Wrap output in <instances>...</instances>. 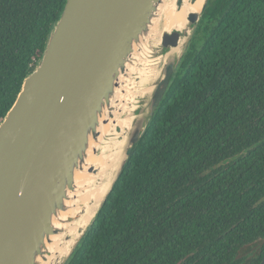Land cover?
Wrapping results in <instances>:
<instances>
[{
    "label": "trees",
    "instance_id": "obj_1",
    "mask_svg": "<svg viewBox=\"0 0 264 264\" xmlns=\"http://www.w3.org/2000/svg\"><path fill=\"white\" fill-rule=\"evenodd\" d=\"M66 0H0V122ZM264 0H209L153 117L65 264H260Z\"/></svg>",
    "mask_w": 264,
    "mask_h": 264
},
{
    "label": "water",
    "instance_id": "obj_2",
    "mask_svg": "<svg viewBox=\"0 0 264 264\" xmlns=\"http://www.w3.org/2000/svg\"><path fill=\"white\" fill-rule=\"evenodd\" d=\"M170 1L66 0L41 57L0 122V264H49L53 240L72 219L69 209L84 188L82 175L100 169L91 157L108 143L122 141L116 123L119 93L126 85L149 88L134 95L130 127L94 216L68 254L53 264L67 262L95 220L209 0L188 12L187 27H162L155 38L154 28ZM181 2L176 0L177 6ZM151 66L158 68L155 74L142 72Z\"/></svg>",
    "mask_w": 264,
    "mask_h": 264
},
{
    "label": "bare ground",
    "instance_id": "obj_3",
    "mask_svg": "<svg viewBox=\"0 0 264 264\" xmlns=\"http://www.w3.org/2000/svg\"><path fill=\"white\" fill-rule=\"evenodd\" d=\"M202 2L203 0H182L181 4L177 6L176 0H171L162 9L161 20L154 28V37L157 38L162 27H178L182 29L187 27L186 16L188 12L191 10H200ZM180 48L181 46H178L174 48L173 51L180 50ZM142 62L147 63V61L144 60H142ZM144 69H148L147 75L149 76L151 74H155L158 68L156 66L143 67V71L142 68H137V71L144 72ZM133 86L129 87L126 85L124 92L119 93L118 95L121 107L116 115V123L121 127V130L118 134L121 135L122 141H114L110 144L108 143L107 146H104L106 150H103V152L99 155H93L91 157L92 162L99 166L100 169L96 174L90 173L82 175L84 188L77 195L74 205L69 209L68 213L72 219L65 224L64 232L53 240L51 248H53L54 254L49 259V264L59 262V260L68 254L71 246L80 236L81 230L91 221L92 217L94 216L98 203L107 189L110 174L113 171L121 153L120 146H122V143L125 141L126 134L130 127L132 117L128 112L132 110L133 103L131 104V102L134 99V95H138L144 90L149 89H137L135 85ZM130 88H132V90ZM106 130L108 132L114 131V126H108ZM114 134L117 135L116 133Z\"/></svg>",
    "mask_w": 264,
    "mask_h": 264
},
{
    "label": "rangeland",
    "instance_id": "obj_4",
    "mask_svg": "<svg viewBox=\"0 0 264 264\" xmlns=\"http://www.w3.org/2000/svg\"><path fill=\"white\" fill-rule=\"evenodd\" d=\"M181 0H179V2H180Z\"/></svg>",
    "mask_w": 264,
    "mask_h": 264
}]
</instances>
